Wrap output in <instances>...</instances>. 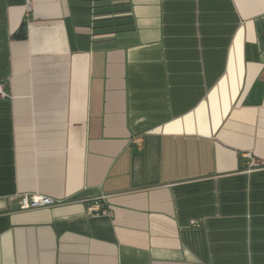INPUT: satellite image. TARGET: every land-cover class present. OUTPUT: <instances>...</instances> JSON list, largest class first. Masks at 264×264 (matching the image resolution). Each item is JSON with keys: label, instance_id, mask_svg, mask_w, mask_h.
Here are the masks:
<instances>
[{"label": "crops", "instance_id": "1", "mask_svg": "<svg viewBox=\"0 0 264 264\" xmlns=\"http://www.w3.org/2000/svg\"><path fill=\"white\" fill-rule=\"evenodd\" d=\"M0 84V264H264V0H0Z\"/></svg>", "mask_w": 264, "mask_h": 264}, {"label": "built area", "instance_id": "2", "mask_svg": "<svg viewBox=\"0 0 264 264\" xmlns=\"http://www.w3.org/2000/svg\"><path fill=\"white\" fill-rule=\"evenodd\" d=\"M1 89H2V84H0V90ZM3 94L7 95L6 92H4ZM247 155L253 160L251 154H247ZM12 199H17L18 206L22 210L34 209V208H40L46 206H54L61 203V200L43 194H29V193L17 194L14 195ZM89 210L92 213H103V214L109 213L108 208L102 207L98 202L91 204L89 206Z\"/></svg>", "mask_w": 264, "mask_h": 264}, {"label": "trees", "instance_id": "3", "mask_svg": "<svg viewBox=\"0 0 264 264\" xmlns=\"http://www.w3.org/2000/svg\"><path fill=\"white\" fill-rule=\"evenodd\" d=\"M27 35V25L26 22H24L20 28V31L17 33V37L24 38Z\"/></svg>", "mask_w": 264, "mask_h": 264}]
</instances>
